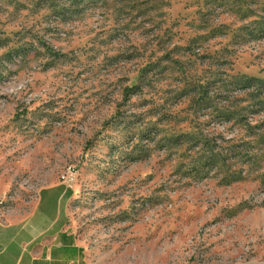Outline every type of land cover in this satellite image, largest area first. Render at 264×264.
Wrapping results in <instances>:
<instances>
[{
    "label": "rangeland",
    "instance_id": "1",
    "mask_svg": "<svg viewBox=\"0 0 264 264\" xmlns=\"http://www.w3.org/2000/svg\"><path fill=\"white\" fill-rule=\"evenodd\" d=\"M53 183L85 264H264V0H0L1 217Z\"/></svg>",
    "mask_w": 264,
    "mask_h": 264
},
{
    "label": "crops",
    "instance_id": "2",
    "mask_svg": "<svg viewBox=\"0 0 264 264\" xmlns=\"http://www.w3.org/2000/svg\"><path fill=\"white\" fill-rule=\"evenodd\" d=\"M71 196L53 183L39 190L24 216L4 219L0 213V264H85L84 246L71 224Z\"/></svg>",
    "mask_w": 264,
    "mask_h": 264
},
{
    "label": "built area",
    "instance_id": "3",
    "mask_svg": "<svg viewBox=\"0 0 264 264\" xmlns=\"http://www.w3.org/2000/svg\"><path fill=\"white\" fill-rule=\"evenodd\" d=\"M62 179H63L64 182L67 183V181H69L68 174H66V175H62Z\"/></svg>",
    "mask_w": 264,
    "mask_h": 264
}]
</instances>
